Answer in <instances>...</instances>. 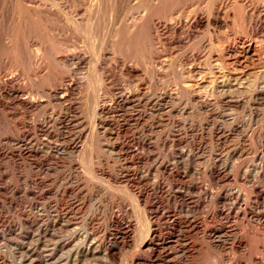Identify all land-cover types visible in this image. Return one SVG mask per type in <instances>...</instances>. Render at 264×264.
<instances>
[{
	"label": "rangeland",
	"instance_id": "1",
	"mask_svg": "<svg viewBox=\"0 0 264 264\" xmlns=\"http://www.w3.org/2000/svg\"><path fill=\"white\" fill-rule=\"evenodd\" d=\"M0 43V264H264V0H0Z\"/></svg>",
	"mask_w": 264,
	"mask_h": 264
},
{
	"label": "bare ground",
	"instance_id": "2",
	"mask_svg": "<svg viewBox=\"0 0 264 264\" xmlns=\"http://www.w3.org/2000/svg\"><path fill=\"white\" fill-rule=\"evenodd\" d=\"M6 1V0H5ZM159 1V0H158ZM20 3V2H19ZM234 3H235V1H234ZM141 6V5H140ZM237 6V5H236ZM34 8V7H33ZM158 9V8H157ZM108 10V9H107ZM104 11V10H103ZM241 14V13H240ZM162 15V14H161ZM116 16V15H115ZM27 17V16H26ZM121 19V18H120ZM89 20V19H88ZM132 20V19H131ZM141 21V20H140ZM139 21V22H140ZM135 22V21H134ZM137 23V22H136ZM140 25V24H139ZM135 27H136V25H134ZM135 29V28H134ZM138 31V30H137ZM136 31V32H137ZM139 32H141V31H139ZM94 35V34H93ZM115 35V34H114ZM146 37V36H145ZM150 38V37H149ZM94 40V39H93ZM17 42V41H16ZM1 44V43H0ZM62 45V44H61ZM114 45V44H113ZM138 45V44H137ZM16 48V47H15ZM248 48V47H247ZM5 50V49H4ZM247 50V49H246ZM109 51V50H108ZM146 52V51H145ZM41 58V57H40ZM19 60V59H18ZM144 60V59H143ZM8 63V62H7ZM47 63V62H46ZM47 68V67H46ZM40 69V68H39ZM42 69V68H41ZM12 75V74H11ZM179 76V75H178ZM186 78V77H185ZM197 86V85H196ZM200 86V85H199ZM61 87V86H60ZM184 88V87H183ZM198 90V89H197ZM200 93V92H199ZM74 97V96H73ZM35 98V97H34ZM206 99V98H205ZM77 100V99H76ZM66 104V103H65ZM19 105V104H18ZM61 106V105H60ZM97 110V109H96ZM103 111V110H102ZM92 139H93V137H92ZM90 140V139H89ZM256 173H254V175L251 177V180H252V182H251V187H254L253 186V183H254V181H255V179H257L258 177L255 175ZM228 177V176H227ZM257 180H259L260 181V179H257ZM256 183V182H255ZM255 185V184H254ZM256 186V185H255ZM257 186H258V184H257ZM256 186V187H257ZM250 190V189H249ZM251 190H252V188H251ZM248 191V190H247ZM256 193V192H255ZM223 203V202H222ZM149 207V206H148ZM240 208V207H239ZM259 210V209H258ZM263 212H264V206H263ZM151 213V212H150ZM264 214V213H263ZM233 218V217H232ZM250 219V218H249ZM255 221L256 222H261L262 224H264V215H263V217H257V218H255ZM180 231V230H179ZM132 232H133V230H132ZM218 235V234H217ZM220 236V235H219ZM156 237V232L154 231V229H152L151 227H148V229H147V234H146V238L144 239V243H148V244H151V242H153V240H154V238ZM217 237V236H216ZM221 237V236H220ZM218 238V237H217ZM228 239V238H227ZM155 240H157V238L155 239ZM216 241H218V246H220L221 244H223V242H222V239H221V241H219V239L218 240H216ZM224 241V240H223ZM232 242L233 241H231V242H229V243H231L232 244ZM229 243H227L228 245H229ZM147 244V245H148ZM217 244V243H216ZM226 244V243H225ZM235 244V243H234ZM123 245V244H122ZM143 245V244H142ZM233 245V244H232ZM146 246V245H145ZM224 246V245H223ZM229 247H230V245H229ZM148 249H150V253H149V255L151 254V256L153 257H159V256H161V251L160 250H158V249H156V248H149V247H147ZM146 248V249H147ZM165 248V247H164ZM259 252V251H258ZM229 253V252H228ZM212 254V253H211ZM207 255H210L209 253H208V251L207 250H204V251H200V252H198V256L197 257H199L198 259H202V261H203V259H207V257H209V256H207ZM239 256V255H238ZM211 257V256H210ZM252 257H254V256H252ZM216 259V257H213L212 258V261H211V259H210V263H208V264H217L219 261H217V259ZM229 259V258H228ZM257 259V258H256ZM208 260V259H207ZM255 260V259H254ZM258 260V259H257ZM183 261V260H182ZM209 261V260H208ZM219 264V263H218ZM229 264H243V263H241L240 261H239V259H238V257H236L235 255L233 256V257H231V260H230V263ZM255 264V263H254Z\"/></svg>",
	"mask_w": 264,
	"mask_h": 264
}]
</instances>
